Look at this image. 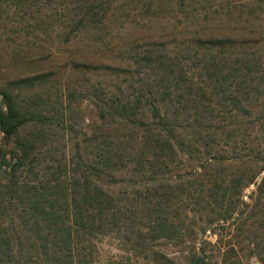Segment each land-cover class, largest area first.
Returning <instances> with one entry per match:
<instances>
[{"label":"trees","instance_id":"16d2710c","mask_svg":"<svg viewBox=\"0 0 264 264\" xmlns=\"http://www.w3.org/2000/svg\"><path fill=\"white\" fill-rule=\"evenodd\" d=\"M217 8L251 29L204 32ZM261 15L264 0H0L21 70L0 72V264H92L106 234L147 264H215L222 233V255L264 264Z\"/></svg>","mask_w":264,"mask_h":264},{"label":"rangeland","instance_id":"374dc122","mask_svg":"<svg viewBox=\"0 0 264 264\" xmlns=\"http://www.w3.org/2000/svg\"><path fill=\"white\" fill-rule=\"evenodd\" d=\"M256 23L258 26H264L263 15L260 16L259 20H256ZM198 27L204 32L212 31L227 33L236 30H239L238 32H243L242 30L248 31L251 29L248 21L236 22L235 20L226 17L222 12H220V8H217L214 12L209 13L207 16L201 17ZM3 33H5L4 30L0 28V72H4L8 77H12L20 74L21 70L18 71L16 68H14L11 60L3 49L7 44V36ZM24 70L25 67L23 71ZM250 189H253V187H250ZM246 193H249V190ZM200 236H202V234H200ZM203 236L207 237L206 239L214 242L216 238H220V233L218 237H215L208 231L205 232ZM221 239L222 241L219 246L210 252L211 255H208L212 263L224 264L222 260L226 259V263L229 261H239L238 264H249L252 257H256L258 259L257 255L250 254L248 250L239 248H236V255H232L230 253L227 255H222L226 249L224 246L226 244V240L229 239V236L226 233H222ZM158 248L162 249L171 257L180 259L182 256L179 248L170 244H162L158 246ZM219 248L221 250H219ZM146 260L147 258L145 255H135L133 252H128L125 250L120 236L106 234L99 237V239L96 241V250L92 264H147Z\"/></svg>","mask_w":264,"mask_h":264},{"label":"built area","instance_id":"2783aa9c","mask_svg":"<svg viewBox=\"0 0 264 264\" xmlns=\"http://www.w3.org/2000/svg\"><path fill=\"white\" fill-rule=\"evenodd\" d=\"M249 264H262V263L256 257H252Z\"/></svg>","mask_w":264,"mask_h":264}]
</instances>
